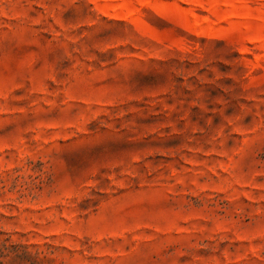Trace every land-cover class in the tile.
<instances>
[{
	"label": "rangeland",
	"instance_id": "rangeland-1",
	"mask_svg": "<svg viewBox=\"0 0 264 264\" xmlns=\"http://www.w3.org/2000/svg\"><path fill=\"white\" fill-rule=\"evenodd\" d=\"M0 264H264V0H0Z\"/></svg>",
	"mask_w": 264,
	"mask_h": 264
}]
</instances>
